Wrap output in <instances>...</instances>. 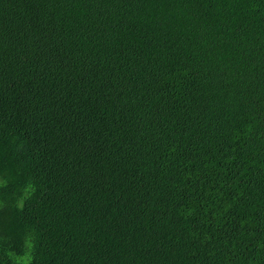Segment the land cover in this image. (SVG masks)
Wrapping results in <instances>:
<instances>
[{
  "label": "trees",
  "instance_id": "16d2710c",
  "mask_svg": "<svg viewBox=\"0 0 264 264\" xmlns=\"http://www.w3.org/2000/svg\"><path fill=\"white\" fill-rule=\"evenodd\" d=\"M0 264H264V0H0Z\"/></svg>",
  "mask_w": 264,
  "mask_h": 264
},
{
  "label": "bare ground",
  "instance_id": "6f19581e",
  "mask_svg": "<svg viewBox=\"0 0 264 264\" xmlns=\"http://www.w3.org/2000/svg\"><path fill=\"white\" fill-rule=\"evenodd\" d=\"M89 161V160H88Z\"/></svg>",
  "mask_w": 264,
  "mask_h": 264
}]
</instances>
